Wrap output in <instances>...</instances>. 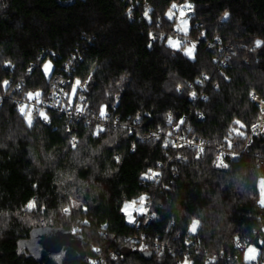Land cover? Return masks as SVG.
Here are the masks:
<instances>
[{
  "label": "trees",
  "instance_id": "16d2710c",
  "mask_svg": "<svg viewBox=\"0 0 264 264\" xmlns=\"http://www.w3.org/2000/svg\"><path fill=\"white\" fill-rule=\"evenodd\" d=\"M183 2L192 4L193 15L188 38L176 49L168 44L174 20L166 14ZM192 40L194 58L184 51ZM76 49L83 60L71 84L87 81L76 100L85 98L79 101L88 113L106 106L128 124L138 115L139 122L134 130L108 127L94 135L99 122L69 123L44 110L49 120L36 116L29 127L12 99H0V264H93L97 258L103 264H176L180 252L149 258L127 238L140 227L149 239L178 247L193 220L200 222L201 250H194V264H232L234 237L246 240L262 224L264 133L240 157L226 152L227 169L215 166V145L240 120L245 137L233 134L238 145L232 151L240 153L259 114L249 96L257 91L264 97V0H0V94L11 86L4 81L17 80L25 81L27 93L48 92ZM47 59L50 76L43 70ZM179 84L186 85L182 92ZM192 92L208 98L193 102ZM181 119L208 143L198 159L194 150L165 147L164 135L142 139L149 129L165 134ZM149 169H159L162 180L143 185ZM142 195L153 200L157 218L145 222L140 214L129 223L123 206ZM31 200L37 207L27 211ZM71 201L82 207L65 214ZM55 230L81 239L85 256L68 246L56 254L43 251L40 241ZM262 238L263 232L255 242ZM213 254L218 257L207 262Z\"/></svg>",
  "mask_w": 264,
  "mask_h": 264
},
{
  "label": "built area",
  "instance_id": "2783aa9c",
  "mask_svg": "<svg viewBox=\"0 0 264 264\" xmlns=\"http://www.w3.org/2000/svg\"><path fill=\"white\" fill-rule=\"evenodd\" d=\"M171 36L174 38H177L178 40H184L186 36L183 34L177 32L176 30L171 31ZM188 38V37H187ZM219 42V41H217ZM215 42L209 43V45L214 44ZM221 49L223 47L221 46ZM83 60V52L79 49H76L74 53L71 54V56L66 60L65 65L63 66L62 71L60 73L56 74L49 85L48 92H44L42 90H39L42 95L40 97V100L42 103L37 104L35 100L29 101L27 99V92L24 91L25 87V81L24 80H17L14 83H8L7 86L11 84L9 87V90L3 94H0V99L2 98H10L13 100V102L17 105L19 108L21 105L27 104L29 106H35L33 108V119L38 116L36 113V109H43V110H51L59 114L60 116H63L67 122L69 123H75L80 120L86 121L87 124H90L93 121L99 122V126L103 127L104 130L108 127L112 128H118V127H125L126 128H132L133 130L136 128V124H138L139 120L137 121V117L134 119V123L128 124L124 122L122 114L121 113H110L107 112L108 119H101L99 117V113H91L88 111H85L83 113H77L75 112V106L77 104H81L79 100H76V97H73L72 99V106H68V97L64 95V93H71L72 89V72L75 68V65ZM247 62L250 63V60L247 59ZM223 65H226V59H223L222 61ZM31 67V71H32ZM225 76V75H224ZM86 81L81 82V86L77 88V92L82 94L86 89ZM193 84H190V87H192ZM186 88V85L179 84V91L182 92ZM35 93V92H33ZM55 93V95H54ZM192 93H195V96L192 95ZM189 95V98L191 101L195 102L199 99H205V97L208 98V94L206 92H192ZM57 101H60L59 104H57ZM256 103L259 105L260 110L263 107V101L258 97L256 98ZM261 122V111L259 114V117L257 119V122L255 124L260 125ZM179 124V123H178ZM177 124H174L171 129L164 134V132L161 129H149L143 133L142 139L145 141H151L156 139V136L153 134L155 133L159 137L163 136L165 137V140L170 141V145L172 146V143L174 142L177 147H173L176 152L182 153L186 150H194L197 152L196 145L200 144L201 141L204 142L203 147L206 149L208 147V143H206L203 139L198 138L197 136H194V130L192 127L188 126L187 124H180L179 129L176 128ZM261 127H264V122L261 123ZM191 129V131H189ZM257 132L259 134H254L252 131V127L250 129L249 137L244 145V147L240 150V153H238V157L242 155L244 150L248 145L252 143L254 138L256 136H259L260 134L264 133V131H261L260 128L257 129ZM168 133H172L171 136L168 135ZM75 137V136H74ZM73 140V138H72ZM75 140L77 142V138L75 137ZM186 141H192L191 145H188ZM233 144V148L231 150H228L226 147H222V145L225 144V141L219 144L215 145V149L217 151V155H219L220 151H223L224 153L233 151L235 147L238 145L237 139L232 138L231 140ZM77 144V143H76ZM179 145H184L183 147H180ZM116 157H119L118 154H115ZM153 172H158L160 175L156 177L154 180H149L147 178H142L145 176L146 173H149V171L143 173L141 176V182L143 185H147L150 183H158L162 180V173L159 169H151ZM264 178V176H263ZM165 188H168V186H165ZM153 200L148 199L145 201V207L147 208L146 214H141L143 216V219L145 222H148L152 220L153 218H157L156 213L153 211ZM264 208V206H262ZM264 233V213L262 215V224L259 228L254 230V234L247 238L246 240H242L239 238V236L234 237L235 241V253L233 257L228 258V260H231L232 264H264V238L259 240V243L257 244L255 242V237L258 236L260 233ZM179 237V235H178ZM238 238V239H237ZM127 240L131 244V248L133 250L137 251H144V252H151L156 253L157 255H165V254H171L176 255L177 252H180L181 254L176 257V264H184L185 258H187L189 264L195 263V257H194V250L196 253L200 254L199 249V238L197 237L196 233L190 232L182 239V244L178 247L175 245H170L169 242H162L158 238L155 239H149L148 238V232L144 228H140L136 234H133L127 238ZM239 244V246H237ZM141 245L144 246L143 250L141 249ZM255 246L258 249V254L254 260L247 261L244 259V254L247 251L248 247ZM187 247L188 249H186ZM180 248V249H177ZM118 252V249L112 250L110 252L111 256H115ZM218 257V254L208 255L206 261L211 262L214 259ZM214 258V259H213ZM95 264H103L105 261L101 258L95 259Z\"/></svg>",
  "mask_w": 264,
  "mask_h": 264
},
{
  "label": "snow or ice",
  "instance_id": "6c2138e0",
  "mask_svg": "<svg viewBox=\"0 0 264 264\" xmlns=\"http://www.w3.org/2000/svg\"><path fill=\"white\" fill-rule=\"evenodd\" d=\"M178 7L180 8H187L189 10H191V5H183V6H178L175 3L172 4L171 8L169 9V12L166 14L168 16V19L171 20L173 19V16L175 15V13L172 11V9H177ZM148 11L150 10H146L144 15L147 17L148 16ZM131 14V9L129 10V15ZM185 16V12L183 10L180 11V17L183 18ZM225 18H227L228 13L225 12L224 14ZM176 30L177 31H182L185 34H187L188 31V21L186 19H181L180 23L177 24L176 26ZM151 36V34H150ZM154 38V37H153ZM261 41H256V46L259 47L261 45ZM168 44L170 47L172 48H176L179 49L180 45H181V41L178 40H174L171 37L168 38ZM151 46V45H149ZM194 49H195V44H192L191 47L185 48V54L187 56H189L190 58H194L193 53H194ZM51 69V63L49 62L48 64L44 65V71L45 74L47 75L48 72ZM90 79V78H89ZM205 79H207V77H205ZM3 84L6 86L8 84V81H4ZM81 86V81L80 80H76L75 84L72 85V89H71V93H64L65 96L68 97V106L71 107L72 106V99L73 97H76L77 94V88ZM27 95V99L29 101L31 100H35L37 104L42 103V101L40 100V97L42 95V93L40 91H37L35 93L29 92L26 94ZM55 95V93H54ZM193 96H195V93H192ZM253 99H256L255 96L252 97ZM78 99L80 101H84V97L81 95L78 97ZM205 99H207V97H205ZM60 101H57V104H59ZM264 103V102H262ZM35 106H29L27 104L21 105L19 107V112L20 114L24 117L27 125L29 127L32 126L33 124V108ZM86 108V104H77L75 106V112L77 113H83L85 111ZM36 113L39 116V118L43 119L45 122H47L49 120V117L47 115V113L41 108V109H36ZM99 117L101 119H108L109 117L107 116V112H106V106H101L100 110H99ZM261 118H264V108L261 109ZM137 121L140 119L139 115L137 116ZM168 123L171 124L172 123V116L171 114L168 115ZM184 121L181 119L179 124L176 125L177 130L179 129L180 124H183ZM234 125H238V127H232L229 129V133L228 136L225 137V144L222 145V147H226L228 150H231L233 148V144L231 142L233 134H235L238 137H245V132L241 131V129L245 128L246 125L243 124L240 120H235L233 121ZM126 127V126H125ZM260 128L261 131H264V127H261V125L259 124H253L252 125V131L254 134H259L257 132V129ZM104 131L103 127H100L99 125H97L96 131L93 133L94 135H99L101 132ZM189 131H191V129H189ZM154 136H156V139H159V136L156 135L155 133L153 134ZM169 136L172 135V133H168ZM76 140L75 137H73V140L71 141L72 147L75 148L76 147ZM170 141L165 140L164 142V146L168 147ZM186 143L188 145L192 144V141H186ZM204 142L201 141L200 144L196 145V149H197V159L199 158L200 154H202L205 149L203 147ZM173 147H177V145L173 142L172 143ZM180 147H183L184 145H179ZM229 154L232 156L233 159H236L238 156V153L235 152H231L229 151ZM225 156V153L223 151L219 152V155L216 158L215 166L217 168H223V169H227L229 167V165L227 163H225L223 157ZM177 159H180V157H177ZM117 162H119V157L116 158ZM160 175V173L158 172H153L151 169H149V173H146L144 177L142 178H147L149 180H154L156 177H158ZM69 179H71V177H69ZM259 186H260V190H261V199L259 201L261 206H264V178L260 179L259 181ZM35 187V186H34ZM147 200V197L142 195L139 197V208H135V205L137 204V201H132L131 203H125L122 211L125 212V214L127 215V219L129 223H135V218L132 216L131 212H129L128 210L130 208H134V210L139 213V214H146L147 213V208L145 207V201ZM37 207V202L35 200H31L28 202V204L25 205V210L27 211H31L32 209ZM82 205L79 204L77 201H71L70 205L68 207H64L62 209V211L65 214H69L71 212L72 208H81ZM41 211L43 210L42 207L40 209ZM84 211H87L86 208L83 209ZM3 215H7V213H4ZM82 223L87 224L88 221L84 220L82 221ZM199 221L198 220H193L192 224L189 228V231L192 233H195L197 231V227L199 225ZM103 227H107V225H104ZM75 231V229H74ZM238 239V238H237ZM262 243H264V241H262ZM239 246V244L237 245ZM144 246L141 245V249L143 250ZM94 251L99 252L100 250L94 249ZM256 249L254 247H248L247 252L245 253V259L246 260H254L256 258ZM214 259V258H213ZM93 264H95V262H93ZM184 264H189L187 258H185Z\"/></svg>",
  "mask_w": 264,
  "mask_h": 264
},
{
  "label": "rangeland",
  "instance_id": "374dc122",
  "mask_svg": "<svg viewBox=\"0 0 264 264\" xmlns=\"http://www.w3.org/2000/svg\"><path fill=\"white\" fill-rule=\"evenodd\" d=\"M186 4H188V5H191V10H189V9H187V8H180V7H178L177 9H172V11L175 13V15L173 16V19H171V20H174V24H173V29L174 30H176V26H177V24H179L180 23V20L181 19H186L187 21H188V31H187V34H185L184 32H182V31H177V32H179V33H181V34H183L184 36H186L185 37V39L188 37V32H189V28H190V24H189V20H190V17L193 15V8H192V4L190 3V2H183V3H181V4H176V5H178V6H183V5H186ZM181 10H183L184 12H185V16L183 17V18H181L180 17V11ZM169 12V11H168ZM228 17V16H227ZM224 18H225V16H224ZM172 39H174V40H178L177 38H174V37H172V36H170ZM178 41H181V43H182V40H178ZM192 44H195V47H196V43H195V41H193L192 40V42L191 43H188L186 46H185V48H188V47H191L192 46ZM184 48V49H185ZM194 52H195V49H194ZM193 56H194V53H193ZM51 63V69H50V71L48 72V74L46 75V76H50V74H51V72H52V69H53V63H52V61L50 60V59H47L46 60V62L44 63V65L45 64H48V63ZM43 70H44V66H43ZM45 72V71H44ZM87 82V81H86ZM86 86H87V84H86ZM86 90V89H85ZM33 93V92H32ZM253 96H255L256 98H260L263 102H264V97L260 94V93H258L257 91H252L251 93H250V96H249V98H250V100L251 101H253L255 104H257L256 103V99H253L252 97ZM259 106V105H258ZM260 107H259V114H260ZM259 114H258V116H257V119H258V117H259ZM257 119H256V121L253 123V124H255L256 122H257ZM172 121H173V119H172ZM252 124V125H253ZM252 125H251V127H252ZM251 127H250V129H251ZM250 133V132H249ZM194 136H197V134L196 133H194ZM248 137H249V134H248V136H247V139H248ZM233 138V137H232ZM247 139H246V141H247ZM237 142H238V139H237ZM246 143V142H245ZM224 159V158H223ZM216 161V160H215ZM225 161V163H226V160H224ZM263 178V176H261L260 178H259V180H258V192H259V201H260V199H261V190H260V186H259V181H260V179H262ZM126 203H131V202H126ZM259 205H260V203H259ZM139 202L137 201V204L135 205V208H139ZM261 206V205H260ZM124 207V206H123ZM129 212H131V214H132V216L135 218V220H136V218H137V216L138 215H140L139 213H137L135 210H134V208H130L129 210H128ZM125 213V212H124ZM126 215V214H125ZM126 217H127V215H126ZM128 220V219H127ZM251 247H254L257 251H256V256H257V254H258V249L255 247V246H251ZM247 252V251H246ZM245 252V253H246ZM244 259H245V254H244ZM247 261H250V260H247Z\"/></svg>",
  "mask_w": 264,
  "mask_h": 264
},
{
  "label": "water",
  "instance_id": "95a60500",
  "mask_svg": "<svg viewBox=\"0 0 264 264\" xmlns=\"http://www.w3.org/2000/svg\"><path fill=\"white\" fill-rule=\"evenodd\" d=\"M43 251L56 254L62 251L65 246L69 248H74L77 250L82 257L85 256L84 245L82 244V240L79 238H75V235L70 234L66 231L55 230L50 233L47 237L43 238L40 241ZM149 258L152 257V253H145Z\"/></svg>",
  "mask_w": 264,
  "mask_h": 264
},
{
  "label": "bare ground",
  "instance_id": "6f19581e",
  "mask_svg": "<svg viewBox=\"0 0 264 264\" xmlns=\"http://www.w3.org/2000/svg\"><path fill=\"white\" fill-rule=\"evenodd\" d=\"M262 123V122H261Z\"/></svg>",
  "mask_w": 264,
  "mask_h": 264
}]
</instances>
